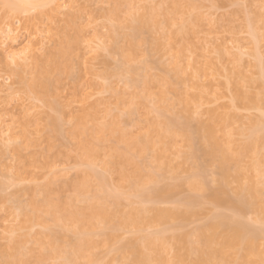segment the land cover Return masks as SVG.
Masks as SVG:
<instances>
[{
	"label": "rangeland",
	"instance_id": "rangeland-1",
	"mask_svg": "<svg viewBox=\"0 0 264 264\" xmlns=\"http://www.w3.org/2000/svg\"><path fill=\"white\" fill-rule=\"evenodd\" d=\"M47 1L19 0V6L29 8ZM65 1L59 0L58 4L63 5ZM78 2L76 4L80 5L75 4L73 8L65 4L63 9V6L60 8L63 11L57 10L59 5L48 4L30 14L10 12L0 3V33L7 25L21 31L14 50L43 39L47 42L44 45L47 50L38 51L39 61H46V53L57 54L61 46L66 45L69 51V57L64 61L67 68L65 66L63 73L54 74L56 78L52 76L50 93L37 87L40 90L36 89L35 94L26 86L33 81L38 83V72L36 75L33 70V73L26 75V82L30 83L24 87L20 78L12 76L10 70L6 69L11 60L6 52L9 46L0 50V90L12 86L17 92L16 97L10 100L6 98L7 101L5 93L0 92V136L3 137H0V251L1 248L10 251L12 237L8 239L9 233L14 232L13 239L25 241L24 252H32L26 264H38L36 257L42 250L39 241L48 243L47 234L51 230L60 234L66 250H70V244L78 239L73 222L58 226L46 211L41 213L40 221L26 222L32 215L33 199L45 206L46 202L52 205L71 202L78 209L88 206L85 199H76L73 188L78 177L90 169L88 162L80 156V138L76 139V135H73L78 118L82 115H85L86 131L93 135L98 125L116 122L132 138H137L147 131H153V123L174 119L193 139L191 144L183 135L173 139L167 135L165 143H158L156 147L155 152L160 155L158 160L154 159L155 152L130 153L144 174L154 173L158 178L153 182L144 177L139 188L148 191L182 184L172 196L146 203H141L137 196H128L132 194L128 184L122 181L118 172L105 166L110 161L113 148H124V145H118L114 139L100 143L95 172L109 179V193L116 192L120 187L126 193L120 206H116L111 199L107 201L109 211L120 214L146 205L175 209L186 217L171 218L165 223L144 224L142 231L132 226L115 230L97 224L92 235L97 243L93 249L97 264H128L130 259L125 257L128 255L118 253V247L134 243L140 236L155 235L160 231H166L164 236L168 250L164 256L173 260L180 249L173 236L189 234L192 246H199L198 229L214 220V216L215 219L233 216L249 223L259 234L258 251H264V221L257 204L240 214L231 210L229 205L219 206L208 200L209 191H217L223 179L219 159L203 156L202 150L207 145L198 139L202 134L200 126L214 125L213 112L218 116H238V121L219 129V143L226 148L229 136L236 144L243 143L251 124L264 121V90L256 68L257 57L264 61V0ZM115 3L118 5L116 9ZM174 3L178 4V11H174ZM138 17H152L156 27L143 31L137 39L131 40L130 35L134 33L132 26ZM252 27L259 36L258 49L251 33ZM134 41L135 46L132 45ZM93 47L95 51L91 49ZM235 55L243 60L238 63ZM108 85L111 90H107ZM45 93L46 96L43 95ZM238 95L258 96L263 103L262 110L236 106L235 97ZM183 100L189 102L187 110ZM51 120L56 121L57 128ZM154 136L156 138L155 133ZM15 147L20 152L16 153ZM192 152L196 153L195 157L191 155ZM260 161L264 168V150ZM251 163L252 159L246 158L242 166L248 169ZM160 165L168 167L159 171ZM128 170L133 172L134 166L128 167ZM196 173L199 176L197 182L205 181L206 190L189 185L190 178ZM227 181L229 195L236 198L243 187L251 185V181L262 186L264 177L252 176L248 172L236 177L232 169ZM95 194L102 195L98 181L93 179L86 196L92 198ZM22 208L24 211L21 213ZM152 215L147 214L149 217ZM113 231L117 234L116 238L105 242V237L114 234ZM180 254L187 256L184 264L198 263L196 252L187 255L181 250ZM62 255L49 259L45 264H71ZM90 255L87 253L76 264H90ZM229 255L233 257V252L229 251ZM218 262L219 259L214 264Z\"/></svg>",
	"mask_w": 264,
	"mask_h": 264
},
{
	"label": "bare ground",
	"instance_id": "bare-ground-1",
	"mask_svg": "<svg viewBox=\"0 0 264 264\" xmlns=\"http://www.w3.org/2000/svg\"><path fill=\"white\" fill-rule=\"evenodd\" d=\"M58 2L59 0H49L42 5H33L29 8H21L19 6V0H0V3L3 4L4 7L7 8L10 12H22L23 14H30L34 11L36 12L39 10V8L48 4H55V6L59 5V9L57 10L63 11L62 9L65 7V4L66 6H69V8H73L78 0H66L65 2H63V5L58 4ZM116 3L115 9L116 6L118 7ZM77 5L80 4H76V6ZM177 5V3L173 4L174 11L179 10V7ZM61 7L62 9H60ZM134 22L135 25L132 26V31L134 33L130 35L131 40L137 39L139 34L143 31H151L156 27V23L152 17H138L134 20ZM7 27H5L7 30L4 28V31L2 30L3 32L0 33V50L9 46L6 50L8 55H6L11 60L10 63H7L8 65H6V67H9L6 69L10 70L12 76L19 77L21 80V84H23L24 87L25 85L30 83L26 82V75L33 73V70L35 71L34 74L36 75L38 72V83L37 81L34 82L32 80L33 83L27 85L26 88H29V91L31 90L32 93H35L34 91L36 89L40 90V88L44 90V92L49 91L48 93H50V90L53 86L52 76H54V74L57 75L61 72H65V66L67 68L66 62L64 63L66 57H69L67 56L69 51L66 49V45L64 44L65 47L61 46L57 54H54L53 52H49V54L46 53V55H48L46 61H39L38 58L40 56H38V51L40 52L41 50L43 51V49H46L44 45H46L45 43L47 42L41 39L37 42L32 43L30 41L32 39L31 38L29 40L30 44L32 43L30 46L25 45V47L23 46L24 48L14 50V47L18 42V37H21L18 35L20 30L18 31L19 28H10V25H7ZM251 33L255 40V47L258 49L259 36L254 27H252ZM72 45L71 47H74ZM132 45L135 46V41L132 43ZM71 47L70 49H72ZM91 49H94L95 51L94 47ZM235 56L238 63L243 60L242 53V57L239 55ZM256 68L260 78L262 79V86L264 90V61L260 57H257ZM55 76L54 78H56ZM51 84L52 86H50ZM110 88L111 86L108 85L107 90H109ZM13 89L16 90V88H12V86H9L7 87V89L0 90V92L3 94L5 93V99L8 98L10 100L13 99L15 95H17V92H15ZM43 95L46 96V93ZM8 99H6V101ZM8 103L9 102H7V104ZM183 103L185 104V110H187L189 102H187V100H183ZM235 104L236 106L240 105V107L247 110H262L263 105L258 96L244 97L242 95H238L235 97ZM211 114L214 118V125L200 126L199 130L202 131V134L198 136V139L203 142V144L207 145V148L202 150L203 156L211 157L213 159H219V167L223 181L222 186L217 191H209L210 194L208 195V200H210L213 204L219 206L229 205L232 208L231 210L240 214L244 213L252 205L257 204L263 218L262 220L264 221V184L261 186L260 183L251 181V185L243 187L241 189L239 197L236 196V198L235 196L232 197L231 195H229L227 190V177L229 176L232 169H234L236 177L242 176L245 172H248L249 175L252 176L264 177V168L263 165H261L260 161L262 151L264 150V121L254 122L251 124L249 131L246 134V140L243 143L236 144L232 137L229 136L228 146L226 148L219 143V129L221 127H225L230 122L235 123L236 121H238V116H218L215 112ZM163 120L153 123V131H147L140 137L132 138L130 136L131 134L125 130H122L116 122L98 125L95 128V133L93 135L91 132L86 131L85 115H82L78 118L77 125L74 127L75 130L73 129V135H76L77 138L74 137L76 139L80 138V143L78 141L79 148L78 146L77 148L80 149V156L88 162V166L90 167V169L86 170L78 177L76 182L73 183V188L76 194V199H85L88 206L86 208L78 209L74 208L71 202L65 205H52L49 202H46L45 206L43 204H40L35 199L32 200V215L29 217L28 222L26 223H34L36 221H40L42 218L41 213L43 211H46L53 222L58 226H63L68 221L73 222L75 224L74 230L79 235L76 242L70 244V250H66V247H64L61 243L62 237L60 236V234L51 230L47 234V238L49 239L48 243L43 242V240L39 241V243L42 244V250L36 257L38 264H45V262H47L49 259L62 254V258L65 261H68L71 264H76L78 260L86 257L87 253H91V255L89 256L90 264H97V258L96 256L94 257L93 254V249L97 247V243L93 240L92 235L94 232V228L99 223L107 227H112L115 230L132 226L136 227L138 231H142V227L144 226V224H151L154 222L165 223L168 219L171 218H183L184 215L183 213H181V211L175 209L172 210L153 208L146 205H141V207L139 208H132L129 212H121L120 214L118 212L109 211L106 207L107 201L111 199L116 206H120L122 205L123 195H125L126 193L123 190L124 188L121 187L117 189L116 192L114 191V193H112V191H110L111 193H109L108 189L111 184L109 179L102 174H100V176L102 175L101 177L98 176V172L96 173L94 168L99 158L100 143L114 139L118 143V145L123 144L124 148L117 146L114 147L112 152L110 153V161L106 162L105 166L106 168H110L113 171L118 172L121 176L122 181L128 184V188L132 191V194H128V196L139 197L141 203L157 202L163 200L164 198L172 196L175 191L182 187L181 183L175 186L163 188L157 187L148 191H146L145 188H139L144 177L149 178L153 182L158 181V178L154 173L144 174L142 168L138 164H136L134 158L130 155L132 151H136L139 154L155 152L158 143H165L164 138L167 135H169L172 139L177 135H183L187 137L188 141L191 142V144H193V139L188 135V133H186L183 126H181V124L178 123L177 120ZM51 121L52 124L57 128V123H55L56 121ZM88 132L90 133V135L87 134ZM154 133L156 134V138L154 136ZM1 138L3 139V137ZM17 147L14 148V151L16 153L20 152L19 148ZM195 154V152L191 153L193 157H195ZM153 156L156 160L160 158V155L156 152ZM246 158L252 159V163L249 165L248 169H245L242 166ZM130 166H134L133 172H130L128 170V167ZM167 167V165H160L158 167V170L164 171ZM197 174L198 173L192 175L189 185L191 186V188L199 189V187H202L206 190L207 187L205 186V181L202 182L199 180L197 182V178H199ZM193 178L196 180H193ZM93 179H96L98 181V187L102 195L95 194L92 198H87L86 194L92 187ZM20 210L21 213L24 211L23 208ZM148 213H152L153 215L149 217L147 216ZM187 213H189V211ZM193 214H195L194 211ZM185 217L186 216H184V218ZM232 217L229 218L228 216H219L215 219L214 216V220L211 219L210 223L199 228L197 233L199 246H192L189 234L174 235L173 239L175 240L176 244L180 246V249L179 253H176L173 260H168L164 256V253L168 250L166 244L167 238L164 236V233L166 231L157 232V234L155 235L140 236L136 242L128 243L125 245L123 244L121 247H118V253H121L122 255H128L125 256L127 259H130L128 264H184L187 261V256L184 254L181 255V250H184L185 254L187 255L196 252L198 254L197 264H214L217 259H219L218 264H252L254 262L264 264V251L260 252L257 249V237L259 235L257 234V230L255 231L249 223L241 220L240 218ZM13 233L14 232H10V237H7L8 239L12 237L11 241L13 240V242L10 241V251L1 248L2 251H0V263L26 264L29 260V255L32 256V252L28 251L29 254L27 252H24L23 249H25V241L22 239H13ZM115 233L107 235L104 241L110 242L111 240H114L117 236V234ZM229 251L233 252V257L229 255Z\"/></svg>",
	"mask_w": 264,
	"mask_h": 264
}]
</instances>
